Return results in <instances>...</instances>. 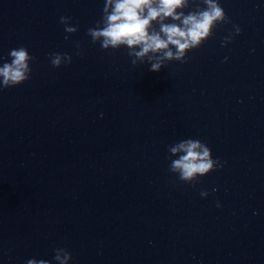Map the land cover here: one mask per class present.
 Instances as JSON below:
<instances>
[{"label":"water","instance_id":"95a60500","mask_svg":"<svg viewBox=\"0 0 264 264\" xmlns=\"http://www.w3.org/2000/svg\"><path fill=\"white\" fill-rule=\"evenodd\" d=\"M221 3L240 34L221 47V25L153 72L91 43L102 0H0V57H36L0 90V264L54 247L74 264H264V3ZM53 51L71 63L52 67ZM189 136L226 161L194 184L166 158Z\"/></svg>","mask_w":264,"mask_h":264},{"label":"clouds","instance_id":"9594fccd","mask_svg":"<svg viewBox=\"0 0 264 264\" xmlns=\"http://www.w3.org/2000/svg\"><path fill=\"white\" fill-rule=\"evenodd\" d=\"M71 19L59 17L66 40L78 30ZM225 24H231V29L220 39L221 47L231 43L241 32V27L225 12L221 0H102L99 18L86 29V35L91 43H98L105 51L125 49L131 65H146L149 71L159 72L170 61L185 63L188 52L199 48L215 29ZM76 54H82L79 42ZM7 57H0V90L29 80L36 62V57L23 44L10 48ZM47 57L54 68L72 61L68 52L53 51L47 53ZM227 60L224 56L222 62ZM166 158L168 171L179 181L192 184L226 163L219 156L214 157L211 148L195 136L167 145ZM199 195L205 198L209 190L201 189ZM215 206L221 207L220 202L216 201ZM52 253L50 259L34 256L27 258L24 264H74L67 248L54 247Z\"/></svg>","mask_w":264,"mask_h":264}]
</instances>
